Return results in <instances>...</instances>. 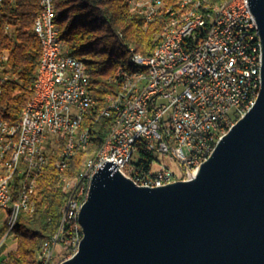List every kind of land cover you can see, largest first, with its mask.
I'll return each mask as SVG.
<instances>
[{
	"label": "built area",
	"instance_id": "2783aa9c",
	"mask_svg": "<svg viewBox=\"0 0 264 264\" xmlns=\"http://www.w3.org/2000/svg\"><path fill=\"white\" fill-rule=\"evenodd\" d=\"M131 8L148 24L150 16L165 5L138 6V0H131ZM249 25H256L250 17V1L232 0L228 8L220 11L218 19H211L206 11L202 21L175 35L168 52L158 61H143V76H149V84L140 85L139 95L130 106H123L122 99L118 136L107 144L106 162L98 159L96 163L112 162V167L125 176L154 186L163 185L168 179H189L190 171H195L209 157V151L222 135L254 105L251 96L261 84L260 38L258 26L257 35H250ZM48 37L41 91L27 114L18 171L0 177L1 209H5V197H25L32 171L38 166L40 156L53 145L59 122L64 121V116H71L73 125L80 114L73 111V104L81 103L89 89L83 88V81H90L84 63L76 56L63 54V41L54 21H49ZM9 61V53L7 58H0V93L8 80ZM56 65H63V72H56ZM126 73L121 71L119 75L121 84ZM47 101H54L52 116L48 124H40ZM2 126L0 120V168H5L3 157L9 140L2 134ZM165 153L179 161L180 177L158 162L157 156ZM69 154L71 150H67L63 164ZM157 164L160 166L155 167ZM80 187H86V181H80L79 190ZM77 194L74 192L66 213L67 232L62 240L51 244L45 256L47 264H59L65 254L78 250L82 234L69 221ZM6 224L0 249L10 238L16 244L13 235H6Z\"/></svg>",
	"mask_w": 264,
	"mask_h": 264
},
{
	"label": "water",
	"instance_id": "95a60500",
	"mask_svg": "<svg viewBox=\"0 0 264 264\" xmlns=\"http://www.w3.org/2000/svg\"><path fill=\"white\" fill-rule=\"evenodd\" d=\"M249 1L261 53L254 105L189 179L147 186L100 167L78 250L61 264H264V0Z\"/></svg>",
	"mask_w": 264,
	"mask_h": 264
},
{
	"label": "trees",
	"instance_id": "16d2710c",
	"mask_svg": "<svg viewBox=\"0 0 264 264\" xmlns=\"http://www.w3.org/2000/svg\"><path fill=\"white\" fill-rule=\"evenodd\" d=\"M53 2L59 35L68 53L84 63L97 108L105 104L109 94L121 89L118 72H131L137 68L134 54L151 55L155 51L168 20L159 17L145 24L128 0ZM39 10V0H4L0 49L10 54L12 77L0 93V117L10 123L20 121L23 109L33 95L41 42L32 26ZM6 24L10 25L9 30L5 29ZM114 122V116L87 117L84 125L90 129L91 145L70 160L66 173L74 174L81 168L85 155L96 154L102 148ZM57 157V152L50 155L38 178L35 211H19L11 231L16 244L0 264H37L42 244L58 229L68 193L58 185L59 173L54 166Z\"/></svg>",
	"mask_w": 264,
	"mask_h": 264
},
{
	"label": "bare ground",
	"instance_id": "6f19581e",
	"mask_svg": "<svg viewBox=\"0 0 264 264\" xmlns=\"http://www.w3.org/2000/svg\"><path fill=\"white\" fill-rule=\"evenodd\" d=\"M231 1L232 0H138V6H145V4H150V6L165 5V8L159 9L157 14H152L150 16V22L159 17H167L168 19L160 33L161 42L155 51L151 55H142L138 53L134 54L133 61L137 64V68L131 72L124 71L127 73L123 78L121 89L117 93L109 94L106 97L105 104L99 108H97V100L90 88V81H83V88L89 89H86L81 103L73 104V111H80L79 118L73 120V125H71V116H64V121L59 122L57 135H54L53 145H49L48 153H43L40 156L38 166H36L34 171H32L31 177L29 178V183L27 185L25 197L23 195H14L4 198V207L7 209L5 217V223H7L6 235H13L11 231L19 211L25 210L28 212H33L37 208L38 196L36 188L38 178L43 172L45 166L48 164L50 155L54 152H57L58 157L54 161V166L59 173L58 185H60L62 189L68 193V197L62 208V216L59 227L42 244L39 250V261L37 264H47L45 256L50 250L51 244H54L55 240H62V235L66 234V213L69 211L74 192H78L77 202H72L71 212H69V221L75 223V229L81 231L83 237L82 227L78 220L80 208L87 197L90 181L93 175L100 167L103 166V163L96 162H98V159L99 162H106L107 144L110 143V141H115V138L118 136L122 113V99L123 106H130L132 99L139 95L140 85L149 84V76H143L145 73V64L143 61H158L164 52H168V45L173 43L175 35L183 33L184 30L192 27L196 21H202V18L206 16V11H208V17H211V19H218L220 17V11L228 8ZM128 3L131 6V0H128ZM3 4L4 0L0 1V27L2 21ZM39 4L40 10L37 12L32 26L33 32L37 35L41 42V57L33 85V95L23 109L19 122L10 123L4 118L0 117L1 123L3 124L2 134H6L9 140L3 157V167L5 168H0V177L16 174L18 171V156L22 150L23 131L26 127L27 114L31 103L36 100L39 92L41 91L42 74L43 70L45 69L47 48L49 45V21H54L55 11L53 0H39ZM133 11L135 10L133 9ZM250 17L254 18L256 21L255 14L253 13L251 6ZM5 29L9 30L10 25L7 24ZM249 34L257 35V21L256 25H249ZM63 54H65V56H72L68 53L64 43ZM7 56L8 52L4 49H1L0 58H7ZM259 58H261L260 44ZM9 69L8 79L12 77ZM258 70L260 74L261 63H258ZM56 72H63V65H56ZM120 73L121 71L118 72V75H120ZM260 86L261 84L258 85L255 93L252 94L251 103H255L260 91ZM53 108L54 101H47L44 107V114H41L40 116V124H48L49 116H52ZM106 110H108L106 116H114L115 122L102 148L96 154L85 155L82 160L81 168L74 174L70 175L66 173L70 160L80 152L88 150L91 145L90 129L84 125L85 120L88 116H105ZM68 125H71L69 129ZM214 148L215 146L209 151V156ZM67 150H71V154L67 156V162L63 164V162L66 161ZM198 168L199 166L195 169V171H190L189 178L196 174ZM175 180L178 179H168L165 184ZM80 181H86V187H80L79 190ZM135 182L140 185L154 186L149 184V182ZM2 235H4L2 240L4 241L5 231L0 232V236ZM2 241L0 243H2ZM75 252L76 251H72L70 254H65L62 261L72 256ZM61 262L59 264H61Z\"/></svg>",
	"mask_w": 264,
	"mask_h": 264
},
{
	"label": "rangeland",
	"instance_id": "374dc122",
	"mask_svg": "<svg viewBox=\"0 0 264 264\" xmlns=\"http://www.w3.org/2000/svg\"><path fill=\"white\" fill-rule=\"evenodd\" d=\"M157 160L161 165H167L171 168L172 171L175 172L177 177L181 176V167L179 164V161L172 157L170 154H163V155H158ZM160 164L155 165V167H159ZM6 210L7 209H1L0 208V232L2 231L4 224H5V217H6ZM4 235L0 236V242L3 240ZM15 243L13 239H9L3 244V246L0 249V253L3 252L4 255H8L10 251L14 248ZM5 250V251H4Z\"/></svg>",
	"mask_w": 264,
	"mask_h": 264
},
{
	"label": "crops",
	"instance_id": "0c3cea01",
	"mask_svg": "<svg viewBox=\"0 0 264 264\" xmlns=\"http://www.w3.org/2000/svg\"><path fill=\"white\" fill-rule=\"evenodd\" d=\"M4 251H5V250H4ZM3 256H5V255L3 254V252L0 253V258H2Z\"/></svg>",
	"mask_w": 264,
	"mask_h": 264
}]
</instances>
